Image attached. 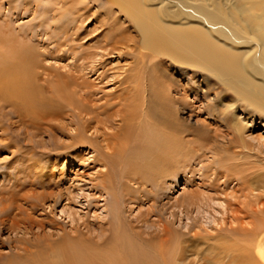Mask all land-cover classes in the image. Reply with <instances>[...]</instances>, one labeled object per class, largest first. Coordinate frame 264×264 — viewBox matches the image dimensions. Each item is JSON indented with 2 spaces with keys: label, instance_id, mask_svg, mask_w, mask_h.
<instances>
[{
  "label": "bare ground",
  "instance_id": "bare-ground-1",
  "mask_svg": "<svg viewBox=\"0 0 264 264\" xmlns=\"http://www.w3.org/2000/svg\"><path fill=\"white\" fill-rule=\"evenodd\" d=\"M26 1L25 5L32 4ZM108 1L109 10L99 16L92 12L95 0L53 3H57L55 8L70 4L69 14L73 18L68 22L61 18L57 24L51 22L52 37L46 31L41 34L50 35L54 53L63 57L69 53L55 61H71L66 64L76 69L71 75L53 73L56 67L49 64L50 57L45 51L28 48L16 60L15 54L21 51H16L12 43H23L20 38L24 36H15L10 26L0 28V106H12L23 122L30 120V126L43 131L57 126L61 119L71 121L73 128L67 136L73 144L63 147L68 150L86 146L96 153L95 161L105 171L100 172L94 187L102 197H108L98 225L86 223V232L76 229L73 234L61 237L62 240L42 238L50 251H42L38 257L28 255V259H23L19 252H30L28 248L38 243L21 238L17 255L0 254V264L210 261L207 257L210 250H193L183 238V230L189 229L190 224L175 221L173 212L169 214L172 218H166L169 208L162 206L157 196L159 191L172 188L168 186L189 170L197 152L203 149L201 141L218 144L235 157L248 148L241 114L264 115V0ZM34 5L32 13L37 12V4ZM114 7L123 14L126 24L123 27L116 23L119 18L113 12ZM2 16L10 19L12 14L0 9V20L5 21ZM44 17L42 27L47 25L50 14L46 12ZM91 17L94 20L89 22ZM54 18L55 15L50 19L54 22ZM113 25L118 27L113 29ZM122 49L133 59L128 70L121 67L123 88L113 100L98 103L92 97L94 85L81 74L100 69L106 57L121 55ZM162 63H169L174 69L170 76L173 84L166 89L158 82L151 86L147 77L150 67ZM18 64L22 65L20 69ZM231 92L234 99L228 100L233 98ZM191 95L198 97L194 103L202 100L203 111L214 114L217 121H228L234 139L243 143L241 149L228 148L232 140H218V133L213 135L203 120L192 121L195 104L189 101ZM189 109L191 113H186ZM233 159L220 161L236 165L228 162ZM259 162L262 168L243 163L236 169L237 179L250 187V194L264 189V160ZM195 197L198 195L185 193L182 200L170 207L187 208ZM1 198L4 200L6 196ZM144 199L152 203L143 212L138 204ZM5 201L8 199L0 200L4 204L0 224L4 226L9 220L5 216L10 213ZM16 226L14 222L7 227L15 230ZM250 234L246 243L233 241V251L226 246L230 264H264V219L259 220ZM253 250L259 252L258 259L252 257Z\"/></svg>",
  "mask_w": 264,
  "mask_h": 264
},
{
  "label": "rangeland",
  "instance_id": "rangeland-1",
  "mask_svg": "<svg viewBox=\"0 0 264 264\" xmlns=\"http://www.w3.org/2000/svg\"><path fill=\"white\" fill-rule=\"evenodd\" d=\"M58 1L28 0L27 4L32 3L29 6L25 5L26 0H20V2L19 0H0V9L8 10L12 14L10 19L2 16L5 21L0 20V28L7 29L5 26H10L15 36L17 34L24 36L23 38H20V35L17 36L23 43H12L16 51H21L15 54L16 60L22 51L28 48L35 52L45 51L50 57L49 64L56 67L53 73L71 75L72 70H76L74 67L66 66L68 62L71 64V61L68 59L55 61L69 56V53L64 57L59 52L54 53L55 44L48 38L54 34L53 27H50L51 22V24H57L59 18L67 22L73 18L69 14L70 4L64 6L59 4L60 6L55 8L57 3L55 5L53 3ZM108 2V0H95L92 12L96 11L98 16L103 12L107 13L110 7ZM33 3L37 4L36 13H32L34 9L32 7L35 6ZM46 12L50 14V18L55 15V21L49 18L47 25L42 27V17ZM113 12L119 18L116 23L119 26L125 24L123 14L118 12L116 7L113 8ZM108 13L111 15L110 11ZM92 20L94 17H91L89 22ZM117 27L112 26L113 29ZM45 31L50 34L45 35L48 40L41 34ZM44 40L46 42L43 43ZM46 44L50 46L47 47ZM125 51L127 50L122 49L121 55L116 53L106 57L100 69L93 70L88 75L85 72V75L81 74L84 79L89 78L91 85H94L91 88L94 92L92 97L99 101L98 103L105 104L107 99L113 100V97L123 88V84L120 83V79L124 77L120 74L123 71L121 67L124 66V71L128 70L129 63L133 60L128 58ZM159 66L150 67L147 70V77L151 79L149 80L151 86L157 85L158 82L161 83L159 86L162 89H166L168 85L173 84L170 76L174 69L169 63H162ZM21 67L22 65L18 69ZM177 76L178 74H175L174 77L178 79ZM232 96L233 98L229 97L228 100H233V93ZM196 99L198 97L194 95L189 97L192 103ZM201 101L199 99L192 107L194 110L192 121L203 120L210 129L205 130L211 131L213 135L217 132L218 140L221 142L232 140L228 148L241 149L243 143L239 139H234L228 121L219 122L214 114L203 111ZM191 111L189 109L186 113H191ZM195 113L199 115L198 118L194 116ZM248 114L250 113L241 114L242 119H240L245 120L246 129L243 138L248 147L242 149V155L235 157L218 147V144L201 141L203 149L197 152V159L191 162L189 170L178 176L174 184L168 186L172 188L159 191L157 196L162 206L169 208L165 213L166 218H169L171 216L169 214L173 212L175 221L181 220L182 224L185 222L190 224L189 229L183 230L185 231L183 238L187 244L193 250H210L207 252L210 261H205L204 264H230L226 253H230L228 248H232L231 251L234 250L231 245L233 241L246 243L251 236L250 232L255 229L259 220L264 219V189H256L254 194H250V187L237 179L239 177V172H236L238 166L244 163L245 166L250 164L252 167L262 168L259 161L264 160V115ZM0 116H2L0 117V192L4 193H0V200L8 199V202L4 203L7 202L6 205L10 208V213L5 216L9 219L8 223L6 222L5 226L0 224V254L17 255L19 240L24 238L31 242L37 241L38 244L35 247H29L30 252L20 251L23 259L30 258L32 254L38 257L42 251H45L44 253L50 251L42 238H49L51 241L62 240L61 237L73 234L76 229L86 232L88 223L98 225L99 216L104 211L103 204L107 202L108 197H102L99 189L94 187V183L99 181L100 172L105 169L95 161L96 153L91 148L78 146L66 150L63 147V145L73 144L67 136L70 128H73L71 121L61 119L57 121V126L43 131L33 124L30 126V120L23 122L21 117H18L16 109L10 105L0 106ZM74 126L77 127L76 124ZM228 158H234L228 162L237 164L224 165L221 163L220 160L224 161ZM185 193H192L198 197H195L193 203L187 208L170 207L177 200H182ZM4 195L6 198L3 200L1 196ZM151 203L152 201L144 199L142 205L140 203L138 205L144 212ZM138 205L135 207L137 208L136 213L139 210ZM2 208L4 204L0 202V209ZM72 211L77 214L69 215ZM1 216L3 214H0ZM14 222L18 226L15 230L9 229L7 227L9 223ZM258 253L257 250H253L252 257L258 259Z\"/></svg>",
  "mask_w": 264,
  "mask_h": 264
}]
</instances>
